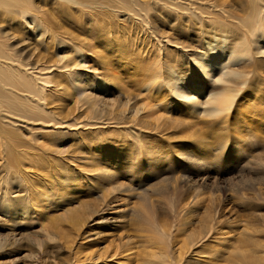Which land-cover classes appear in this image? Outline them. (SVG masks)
<instances>
[{
    "label": "rangeland",
    "instance_id": "1",
    "mask_svg": "<svg viewBox=\"0 0 264 264\" xmlns=\"http://www.w3.org/2000/svg\"><path fill=\"white\" fill-rule=\"evenodd\" d=\"M80 1L86 11L36 1L43 39L0 11V40L15 58L72 65L79 47L78 71L89 75L74 85L53 69L51 84L37 83L42 101L33 109L26 93L0 88V103L11 104L0 110V264H233L241 239L264 253V55L256 40L253 61L237 66L248 81L231 80L237 89L227 93L238 97L227 118L209 116L205 103L221 86L204 76L193 104L170 90L178 73L192 87L186 62L208 47L211 24L257 16L261 28L264 0H138L146 23L121 8L130 0ZM223 232L217 258L197 253ZM196 239L204 240L189 254Z\"/></svg>",
    "mask_w": 264,
    "mask_h": 264
},
{
    "label": "bare ground",
    "instance_id": "2",
    "mask_svg": "<svg viewBox=\"0 0 264 264\" xmlns=\"http://www.w3.org/2000/svg\"><path fill=\"white\" fill-rule=\"evenodd\" d=\"M36 1L40 2L41 0H0V11L2 12L1 15H3L4 18L6 15L7 16L12 15V17L14 18L16 16H20L24 20L22 21L24 22V26H22L23 30L32 27L36 31L35 34H37V37L43 39L47 34V31L45 30L43 23L40 21L41 18L37 19L38 16L35 15V13H37L35 12L37 7V5L35 4L37 3ZM61 1L72 6L74 5L81 6L84 11L88 9V6L82 3L80 0H61ZM126 3L127 5H125ZM121 5L123 6L121 7L122 9H124L128 14H131L134 17L138 18L140 22L143 23L147 22L149 16H147L148 7L146 6L145 3H142L141 1L139 2L138 0H130L129 2L122 1ZM261 13H262L261 25H260L262 26L261 28L256 27V23H257L256 19H258L257 16L253 17V19H248L247 22L239 21L237 23H229L228 20H226L225 23L220 22L219 28H216L214 30L212 27L213 25L216 24V22L210 25L211 30H209V32L205 33L204 35L205 39H209L212 37L210 41H207L208 47L205 48V51L201 53H197V52L193 53L194 54L193 59L192 60L190 59L191 61L186 62L187 71L189 72V74L193 79L191 81L192 87H190L189 84L187 85L186 83L181 81V79L183 80L182 77L179 80L180 78L179 73L176 83L170 84V88H171L170 90L174 92V95L178 100L187 101L190 104H193L198 96V93L204 90L203 88H201L202 86L200 87V85L204 83L203 82L204 80L203 81L201 80L202 77L204 76L205 78H208L210 81H213L215 85L221 86V90L218 91L217 94L209 96V98L205 103L207 106L209 107L211 106L209 116L215 118L226 116L227 118V115L230 113L231 109H233V106L236 103V98L238 97V94L231 95L227 93V91L231 93L232 89H237L236 86L237 84L233 86L231 80L235 79V80H240L241 82H243V80L245 82L248 81V80L246 81L247 73H245L242 70H239L237 66L243 62L253 61L252 59L254 58H252L253 57L252 50H255L254 48L256 47L253 46L252 42H254L255 40L257 42L256 51L258 52V55L260 56L264 55V7H262ZM218 14L226 15V12L222 10ZM258 14L260 15V13ZM181 16H183L182 13ZM10 20L13 21L14 19L11 18ZM216 21H218V19H216ZM194 25L196 26V24ZM227 29L230 30L231 37H229V35L226 33ZM231 40L233 42V46L230 47ZM158 42H159L158 44H161L163 40L160 39L158 40ZM61 46H65V45L61 44ZM8 48L9 47H7L6 44L2 43V41L0 40V88L6 89V91H10L12 89L15 92L16 91L23 92V94L26 93L29 96V98H27V100L25 98V101L27 102L28 106L32 107V109H33V103H36L37 106L39 107L40 102L42 101L37 83L42 82L44 84V87H46L45 85L51 84L53 80L49 76L53 75L54 73L52 71L53 69L55 71L66 70L69 76L68 78H70V80L73 81L74 85H79L81 84V81L83 79L87 80V78H89V75L87 73L81 76L82 75L81 73L83 72L78 71V67L82 68L83 66L81 64L84 63V58L82 57L83 51L79 47L76 48L74 51L77 54V56L75 57L77 58L78 63L68 65L64 61V59H61L60 62H62L63 64H54L45 67L42 66L34 67L32 66V64L23 63L21 60L15 58L14 57L15 55L10 53ZM183 50L181 51L183 52ZM182 75H184V72ZM159 76L160 74L157 73L156 78H159ZM235 80H233V82ZM235 82L237 83V81ZM244 85H241V87ZM82 91H83L82 94H84L83 95L84 100L89 102L90 94L87 93L88 92L87 86L83 87ZM239 91L237 92L239 93ZM9 105L11 104L7 103L5 107L4 104L0 103V110L5 112V108H9L10 107ZM87 125L90 124H86L85 127H87ZM205 142L206 141L204 140V143ZM177 155L180 158H183L184 152H177ZM194 162H196V160L191 159V165L195 164ZM148 165H150L149 162ZM184 179H186V177ZM217 201L218 200L213 199L212 203L215 204L216 208L219 210V208L221 207L220 206L221 202L218 205ZM5 203H6L5 201H2L0 203V206L4 205ZM19 217L23 218L24 216L20 215ZM214 220L211 219L207 223V226L205 228V235H204L205 237L208 236L213 231L214 227H212V224ZM226 229L227 228H224L222 231H226ZM225 234H226L225 232L222 233L221 236L222 238H220V240H217V243L215 245L202 244L201 251L197 253L207 255L210 259L217 258L224 251L223 249H225V245L223 244L224 242L223 237ZM202 240L204 239H196L193 242L190 243L188 242V244H186V247L187 248L190 247L189 249H192L191 251L189 250L190 253L189 252L188 253L192 254V252L196 251V249L200 247L199 244ZM252 245H254V243L251 242L250 240H244V239L239 240L237 242L236 249L240 251V253L234 255L233 264H264V256H263L264 253L257 254V252H255L254 254L250 248ZM189 257H191V255Z\"/></svg>",
    "mask_w": 264,
    "mask_h": 264
}]
</instances>
